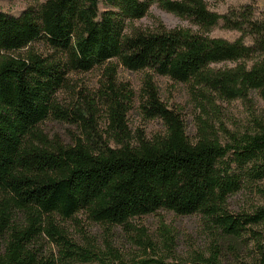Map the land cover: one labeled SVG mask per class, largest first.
Listing matches in <instances>:
<instances>
[{"label":"trees","instance_id":"16d2710c","mask_svg":"<svg viewBox=\"0 0 264 264\" xmlns=\"http://www.w3.org/2000/svg\"><path fill=\"white\" fill-rule=\"evenodd\" d=\"M31 1L36 5L18 16L0 11V264H173L156 257L126 261L112 247L80 245L67 231L68 221L81 214L120 227L159 211L199 215L217 241L209 254L196 252L182 264H224L219 245L246 239L255 248L250 264H264V203L252 212L229 210L232 195L264 182V116L254 115L250 128L224 140L207 114L191 139L181 114L161 100L154 84L157 76L186 84L213 112L234 101L254 109L257 99L264 101V11L258 3L220 12L208 0ZM154 3L192 26L135 27ZM217 28L238 36H216ZM36 42L49 54H20ZM104 64L105 133L95 127L94 109L87 117L58 99L70 73ZM118 66L146 73L142 108L162 121L163 133L131 131L133 94L118 90ZM50 118L84 131L70 142L47 136L41 128ZM259 191L264 202V186Z\"/></svg>","mask_w":264,"mask_h":264},{"label":"rangeland","instance_id":"374dc122","mask_svg":"<svg viewBox=\"0 0 264 264\" xmlns=\"http://www.w3.org/2000/svg\"><path fill=\"white\" fill-rule=\"evenodd\" d=\"M246 1L248 0H208V3L211 9L222 12L229 5ZM255 1L264 11V0ZM35 5L36 3L31 0H0V11L18 16ZM158 22L169 28L192 26L189 21L165 11L157 3L151 6L145 17L132 24L141 29H152ZM213 34L231 40L238 36L237 32L221 28L215 29ZM30 49L43 55L49 54L47 46L38 42L20 51V54L25 56ZM226 65L230 63H220L217 66ZM106 66L107 64H104L89 72L70 73L66 87L58 93L59 103L67 109L79 107L87 117L88 109H94L95 127L103 133L107 131L110 121L105 105L108 102L103 98L108 95ZM145 76V72H133L118 66L115 83L119 91L127 92L124 88L132 91L133 97L128 102L130 108L127 114L131 131L152 137L163 133L165 126L161 120L148 118L144 113L142 104L146 95ZM154 84L158 88L161 100L181 114L191 139L198 136L200 118L207 117V114L215 119L213 131L218 132L224 140L228 138L230 132H241L250 128L254 115L264 116L263 100L257 99L254 109L242 101L223 102L219 103V108L213 112L210 106H201L202 99H197L186 84L162 76L155 77ZM41 129L47 136L70 142L76 136L82 135L84 126L50 118L43 123ZM263 186L264 182H257L232 195L229 199V210L233 213L252 212L263 205V197L259 191ZM67 231L80 245L92 244L104 251L112 247L120 258L126 261L156 257L169 263L182 264L196 252L209 254L213 243L217 242L209 226L199 215L178 216L167 211L133 219L130 226L120 227L94 223L86 215L81 214L68 221ZM50 247L53 249L52 245H49ZM219 248L224 253V264H250L255 255V248L250 239L224 241Z\"/></svg>","mask_w":264,"mask_h":264}]
</instances>
